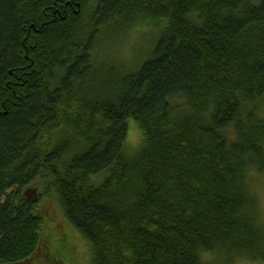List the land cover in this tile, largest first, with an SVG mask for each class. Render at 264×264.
<instances>
[{
  "label": "trees",
  "instance_id": "16d2710c",
  "mask_svg": "<svg viewBox=\"0 0 264 264\" xmlns=\"http://www.w3.org/2000/svg\"><path fill=\"white\" fill-rule=\"evenodd\" d=\"M263 106L264 0H0V264L64 243L40 179L90 264L263 263Z\"/></svg>",
  "mask_w": 264,
  "mask_h": 264
},
{
  "label": "rangeland",
  "instance_id": "374dc122",
  "mask_svg": "<svg viewBox=\"0 0 264 264\" xmlns=\"http://www.w3.org/2000/svg\"><path fill=\"white\" fill-rule=\"evenodd\" d=\"M117 37L118 35L114 38L115 48H108V46L107 48L106 46L102 48L106 59H112V64L115 61V56H118L120 53H122V56L124 54L128 60L131 58L130 54L133 46L134 34H131L129 36L130 39L128 38L127 40L126 37ZM137 58L141 57L138 56ZM115 64H117V61H115ZM262 114L264 117V106ZM140 138L141 135L137 126L131 122L129 128V140L127 144V148L130 152H136L141 143ZM42 184H44V180H38L35 184L26 188L23 193H20L18 199L21 200V197H23L28 203H32L31 200L28 201V194H34L37 197L41 196L42 198L39 209L41 210L42 217L47 220L49 218L52 219L54 215L56 223H53L52 227H57L58 225L59 227H62V232H60L57 238L63 239L64 243L59 242L51 244V248L49 247V259L46 261V264H90L89 247L76 229L68 222L65 216H63L62 210L58 204L57 196L51 195L46 197L47 191L45 186ZM254 190L260 200L259 223L261 222V225L264 226V176L259 179L258 183L254 187ZM19 202L20 201L17 200V206H19ZM228 258H230V256L221 258L215 257L214 255H208L205 259L208 263L212 264H229V262H226ZM234 264H264V262L256 263L255 261L244 258L243 256L241 259L236 260Z\"/></svg>",
  "mask_w": 264,
  "mask_h": 264
}]
</instances>
